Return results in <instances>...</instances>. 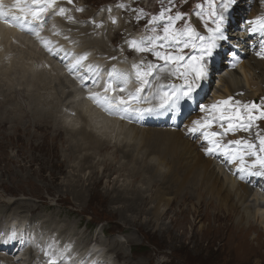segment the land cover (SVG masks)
<instances>
[{
  "label": "rangeland",
  "instance_id": "374dc122",
  "mask_svg": "<svg viewBox=\"0 0 264 264\" xmlns=\"http://www.w3.org/2000/svg\"><path fill=\"white\" fill-rule=\"evenodd\" d=\"M138 1L139 3L132 5V0H72L71 3L68 0H56L54 8L49 9L43 19L47 18L49 13L51 16L41 22V27L46 29L57 28L56 36L58 35L65 46L77 44L79 39L84 42L82 34H85V31L79 28L81 25L96 31L101 30V26L111 17H114L115 21L121 19L124 22L118 40L117 36L113 35L111 39L104 38L106 51L94 46L84 49L91 57L102 58L106 64L121 61V64L117 65H126L130 69L135 65L141 71L147 70L149 65L155 66L153 75L145 77L147 84H142L136 76L132 77L137 81L136 88H142V91L136 92L135 98L138 100H135L134 104L125 106L128 109L132 108L129 113L130 119L124 116L118 120L121 124L123 122L127 124L123 125L125 127L123 131L129 129L128 126L132 127L131 118H140L135 109L141 108L140 100L145 97L147 93L145 90L151 87L158 74L160 77V68L172 69L171 63L166 65L154 52H160L162 55H182L184 60L180 61L181 65L184 62L186 64L190 56L197 55L191 48H184L182 44L176 45L163 39H156L154 44L149 43L154 37H163V27L168 23V17H173L170 28L172 32L179 33L190 26L196 33L206 37L209 34L208 29L214 27L209 15L212 10L209 0H171V3L169 0ZM254 1L243 0L240 14L242 17L253 13ZM125 4L132 5L131 9L126 11L127 14L121 12ZM60 8H64L65 13L56 15L55 12ZM165 9L169 11L165 12L163 19L153 20V17H158ZM176 13L182 14L181 19H175ZM49 17L50 19L53 17L54 26L51 22L48 24ZM68 17H71V20ZM234 19H239V16L232 8L229 20ZM48 35L50 34L46 32V36ZM14 36L12 35L4 45L6 48L0 50L2 62L5 63L8 58H12L13 62L19 64L15 65L18 69L24 68L28 71L30 64H34L36 58L41 56L35 55V52H32L31 56L28 55L27 50L33 46L28 36L22 34L17 35L19 37ZM229 39L231 36L228 35L226 40ZM130 41L142 42L143 47L153 50L137 51L129 46ZM232 43L228 45L223 42L224 48L215 50L218 55L221 54L220 64H216V68L209 72L210 78L204 81V89L208 90L202 98L211 100V95L220 86L221 75H226L223 62L228 58L230 50L232 51ZM44 49L48 50L43 46V51ZM111 53H114V56H109ZM237 57L238 54H233L232 58ZM173 64L177 65L175 62ZM4 67L10 65L0 66V230L10 223L12 237H16L17 229L20 228L23 233L25 230L26 239L23 241L21 238L22 249L19 244L16 246L21 252L14 248L12 253L8 252L6 255L0 248V264H9L11 257L17 264H48L51 254L56 255V261L57 253L60 252L71 253L68 255L72 258L79 257L88 245L96 249L102 248L103 253L113 264H124L126 260L128 264H264V232L261 225L253 223L255 227L249 228L247 232L238 231V227H234L235 218L232 220L226 218L227 214L223 212L224 216L221 209L215 211L217 205L214 201L211 204V201L204 197L203 203L197 204L195 196L192 195L194 190L185 196L182 207L188 210L195 208L197 211L195 214L189 213L185 218L169 214L158 220L157 226H168L170 232L161 234L159 227H153L152 223L147 221L149 216L146 212L151 207L150 202L145 206V214L138 215L135 224L130 222L132 218L130 214L135 213L126 216L121 209L122 197H119L118 202L112 199V195H116L114 192L126 184H130L131 188L143 187L147 195L150 191L146 190L142 176L133 179L131 169L134 164L127 162L123 168L120 167L126 159L120 156V152H116L114 146L101 151L96 156L93 166L89 168L83 166L82 157L85 151L72 153L71 147L75 145V139L68 136L69 131L65 128L68 126L66 121L70 119L73 111L76 112L73 118H77V114L81 112V106L74 101L78 93L65 92L67 87L62 89L61 86H57V80H51L49 87H37V97H31L29 100L21 91V88L25 87L22 78L20 79L18 74L5 73L2 70ZM219 71L221 74L218 77ZM2 93H10L12 99L10 101L3 99ZM45 94H48L49 102L44 101ZM239 96L241 97V94ZM58 97L62 101L58 99L57 105L53 106L52 101ZM122 97L126 99V96ZM258 99L264 105V89ZM63 102L67 103V106ZM71 108L74 110L71 111ZM122 109L123 106H120V111H123ZM48 112H53V117L43 118ZM253 114L258 115V112ZM219 116L220 114L217 115ZM255 126H258V121L253 122L251 129L247 131L254 144L257 140L251 135ZM217 128L221 129L222 125L218 124ZM263 129L264 122L257 129L261 135L264 134ZM25 131H31L35 136H29ZM44 133L47 135L45 138ZM54 135L58 136L54 138ZM120 135L118 141L126 144L125 149L137 147L136 138H129L125 133ZM42 143L44 146H41ZM139 147L133 152V157H141L137 152L140 150ZM109 165L112 166L111 169L120 170L117 172L110 170L108 173L104 167ZM215 213L222 214V218L216 217ZM145 221L148 223L147 228ZM2 232L0 234H4V230ZM79 236L83 240L79 239ZM133 237L134 239L129 240ZM115 238L121 241L124 248L122 256H116L112 249L109 250V244L106 245L109 241L110 244L116 243ZM56 249L58 251L54 253ZM58 261L57 264H60Z\"/></svg>",
  "mask_w": 264,
  "mask_h": 264
},
{
  "label": "bare ground",
  "instance_id": "6f19581e",
  "mask_svg": "<svg viewBox=\"0 0 264 264\" xmlns=\"http://www.w3.org/2000/svg\"><path fill=\"white\" fill-rule=\"evenodd\" d=\"M135 3H139V1L132 0V5ZM0 4L4 5L6 11L9 8L15 11L13 8L14 0H0ZM132 5L123 6L121 12L127 14L126 11H129ZM253 7L255 8L253 13L242 17L240 14L242 13L243 0H236L233 9L239 16V19H234L232 21L229 20L228 17L224 30L225 39L218 42L219 46L216 50L224 48L225 45H222L223 42L228 43V45L233 42L231 46L232 51L230 50V52H235V54H238V57L237 59L232 58L233 54L230 52L227 55L228 58L223 62L225 63L223 69L226 75H221V84L211 95V100L202 98L204 93L208 90L204 89L203 82L201 87L193 94L191 100H182L180 102L178 111L167 107H160L161 97L164 92L169 90V86H179L183 83L177 75H170L167 71L168 68L165 67L164 72L160 71V77L158 74L157 77L159 78L156 77L151 83V87L145 90L147 93L145 97L140 100L141 108L136 107L135 109V113H137L140 118H131L133 119L132 127L128 126L129 129L126 128V131H123V129H125L123 125L125 126L127 124L118 122L119 119L124 117L120 115L119 109L112 107L111 110H109L108 105H98L90 96L93 93H97L100 96L107 95L114 100H118L122 96H126L125 100H128L130 95L134 97L137 96L136 86L138 85H135L137 81L133 79L136 76V69L134 67L130 69L126 65H117V61L106 64L103 62L102 58H96L95 56L91 57L88 51L84 50L94 46L101 49V51H106L107 48L104 38L110 37L111 39L113 35L115 37L117 36L116 40H118V37H120L122 33L121 29L124 27V22H122L121 19L113 23V19L115 18L111 17L108 22L101 26V30L96 31L81 25L79 28L85 31V34H82L84 42L79 39V43H74L71 46L62 44V41L57 37L58 35L56 36L58 33L57 28L54 29L50 26L51 28L47 27L46 29L45 27H41L40 23V27L38 26L39 29H37L39 36H37L34 34H25L21 32L20 28L9 26L0 21V50L6 48H4V45L7 44V41L12 35H15L14 37H19L17 35L22 34L28 36L31 40V45H33L32 48L30 47L31 45H29L31 49L27 50L28 55L31 56L32 52H35V55L41 56L36 58L37 61L34 62V64H30L27 71V69L24 68L18 69L15 65L19 64L13 62L11 60L12 58H8V61L5 63L2 62L0 54V66L10 65V67H4L2 70L8 74H18L20 79L22 78L25 87L23 86L21 91L24 93L23 96L28 97L29 100L31 97H37V87L45 86L47 88L51 80H57V86H61L62 89L67 87L65 92L70 91L69 93H78L74 101L81 106V112L77 114V118H73V114L76 113L73 111L72 116H69L70 119L66 121L68 126L65 128L69 131L68 136L75 139V145L71 147L72 153L76 151H85L82 157L84 161L83 166L86 165V168H89L93 166L96 156L99 155L101 151L114 146L116 147V152H120V156L126 159L120 167L123 168L124 164L127 162L134 164V167L131 169L133 179L135 180L142 176V181L146 184L145 188L150 191V194H145L143 187L131 188L130 184H126L120 187L121 189L119 188L116 190L117 192H114L116 195H112V199L118 202L119 197H122L121 201L123 202H121V209L126 216H128L129 213H135V215L130 214L133 218H130V222H133V224H135V219L138 215L141 216L145 214V206L150 202L151 207L148 212H146L149 216L147 221L152 223L153 227H159L161 234L170 232L168 226H157L158 220L169 214H177V216L180 215L183 218L187 217L189 213L195 214L197 212L195 208H192L194 210H188L182 207L183 199L186 198L185 196L192 193V190H194V194L192 193V195L195 196L197 204L203 203L204 197H207L206 199H209L211 204H213L212 202L214 201L217 205L215 211L221 209L223 215L224 213L227 214L226 218L231 220L235 218L236 225L234 227H238V231L245 230L247 232L249 228L255 227L253 223H258L261 225L264 232V176L261 177L260 185L262 184V186H260V188L255 187L256 181H258V177L260 176H255L257 179L253 183L248 180L251 176L246 173L245 178L241 179V173L238 171V168L241 166L239 159L235 160L233 163H228L222 151L206 154L205 149L211 145L204 139L203 131L194 134H190L187 131V129L192 126L193 120L203 118L204 120L212 121V126L206 130L208 132L214 131L221 134L214 139L219 140L224 145H226L227 141L241 139H248L252 142L250 140V134L247 131L228 132L226 135L224 132L229 123L227 117H235L234 109L236 107V100L242 101L245 104L256 103L257 105L264 106L258 99L259 94L262 93V89H264V58L257 55V52L261 51L264 35H261L259 30L253 32L251 30L253 26L249 24V21H254L257 17L264 16V4L261 3V0H255L253 2ZM49 15L50 13L48 16ZM47 18L44 19L46 20ZM44 19H42V21H44ZM52 20L53 17L51 19L49 17L48 24L51 22L54 26L55 22ZM69 28L71 27L69 26ZM46 32L50 35L46 36ZM123 34L124 36L126 35V33ZM228 35L231 36V39L226 40ZM45 40L50 41L49 47L52 48V52L46 51L45 49L43 51V41ZM53 53H55V55ZM83 55H87V59L68 72L67 68L74 65L75 61ZM109 56H114V53H111ZM220 57L221 54L218 55L215 52L210 63L209 72H212V69L216 68V64H220ZM120 62L118 64H121ZM173 63H171L172 65L170 66L172 69H175L177 65ZM183 64H185V62ZM109 73H112V75L110 76ZM220 74L221 71L218 72L217 76L219 77ZM208 78H210V73ZM206 81L207 79L205 82ZM109 84H111L112 87L105 93L104 89ZM121 89H123V91H121ZM240 94L241 97L239 96ZM2 96L3 99L9 101L12 99L10 93H2ZM229 97H232V101H230L228 105L218 104L219 101L227 100ZM136 98L132 101L130 100L128 104H134L135 100H138ZM58 99L60 98L58 97L52 101L53 106L57 105ZM44 101L49 102L48 94L44 95ZM63 104L67 106V103L63 102ZM200 104L217 105V107L216 109L210 108L207 112H201L199 109ZM122 106L125 108L126 105ZM188 106H192L194 109L186 114L184 108ZM113 108H115L114 111ZM148 109H152V111L149 112L147 111ZM72 110H74V108H71V111ZM218 114H220L219 117H217ZM183 116H185L184 120L181 121L179 117ZM50 117H53V112H48L47 115H43V118ZM80 118L81 120L79 121ZM262 122H264V120H258V126L261 127ZM233 123H235L234 119ZM218 124L222 125L221 129L217 128ZM120 125H122V127ZM258 126L253 127L254 130L251 135L257 141V133H259V130H257ZM122 133H125V136H129V138H136L139 143H137L136 146H140V150L137 152L141 154V157H133V152H135L137 147L125 149L124 146H126V144L118 141ZM25 134L32 137L35 136L31 131H25ZM58 135H60V133H58ZM58 135H54V138ZM259 135L264 136V134L261 135L260 133ZM43 137L45 138L47 135L44 133ZM54 138H52V140ZM113 141H118L119 143H113ZM43 143L41 146H44ZM234 147L241 148L242 146L226 145L228 149H235ZM240 154H243V152ZM260 155H264V153ZM248 157L249 156L246 155L244 156V162L246 164H251L255 160V157H251V160ZM111 167L112 166L109 165L104 167V169L107 170L108 173L120 170V168L111 169ZM137 173L138 175L136 176ZM236 173L238 174L236 175ZM8 202L12 201L8 200ZM191 205H193V203ZM207 206L206 204L205 209L208 208ZM175 208L177 209L175 210ZM222 214L215 213L216 217L220 216L221 218ZM130 215L129 217H131ZM147 221L144 222L146 228L148 224ZM8 224V227L6 226L7 228L4 227L2 229L4 230V234L0 235V248L2 249V253L6 255H8V252L12 253V250L16 248L17 244H19L20 247L22 246L21 238H23V241L26 239L25 230L23 233L22 230H19L20 228L17 229L16 237H12L11 225L10 223ZM2 230H0V233ZM65 230H67V228ZM19 239H21V241ZM79 239L83 240L80 236ZM132 239H134V237L129 240ZM115 240L116 243L110 244L111 241H109L106 245L109 244V250L112 249L116 256H122L124 248L121 245V241L117 238H115ZM5 244H7L8 247H3ZM110 245H112V247H110ZM87 247H91V251L86 257L74 256V258H72V256L68 255L71 253L68 252V254H64L60 252L57 253V261L59 260L60 264L61 261L63 264H74V260L78 258L80 264H84V262L88 264L89 261L91 264H113L112 260H108L109 257L103 252L98 258L91 255L94 251L100 253L102 248L100 249L97 247L96 249L92 245H88ZM21 249L18 248L17 252H21ZM57 251L58 249H56L54 253ZM50 256L55 259L56 255L51 254ZM100 257H102V259H99ZM25 260L27 261V258ZM28 262H30V259H28ZM127 262V260L124 261V264H128ZM9 264L17 263L15 259L11 257Z\"/></svg>",
  "mask_w": 264,
  "mask_h": 264
},
{
  "label": "snow or ice",
  "instance_id": "6c2138e0",
  "mask_svg": "<svg viewBox=\"0 0 264 264\" xmlns=\"http://www.w3.org/2000/svg\"><path fill=\"white\" fill-rule=\"evenodd\" d=\"M68 2L71 3L72 0H68ZM235 2L236 0H209L212 9L209 15L214 27L208 29L209 34L206 37L196 33L190 26L181 30L179 33L170 31L173 17L169 16L168 23L163 27V37H154L149 41V43L154 44L156 39H163L176 45L182 44L184 48H191L197 53V55L190 56L186 64L181 65L180 61L184 60V56L182 55H162L160 52H154L158 58L165 61L166 65L175 62L177 67L175 69H168L169 74L177 75L178 78L183 81L179 86H169V90L164 92L161 97L160 107H167L178 111L180 102L182 100H191L193 94L208 78L211 60L215 54V50L219 46L218 42L225 39V24ZM169 3H171V0H169ZM261 3L264 4V0H261ZM55 4L56 0H31L30 3L29 0H14L13 8L15 11H13L12 8H9L6 11L4 5L0 4V21L9 26L18 27L23 31H29L39 36L38 30L33 28L32 25L34 23L39 25L42 22L44 15L48 13L49 9L54 8ZM33 5L36 7H33ZM79 10L80 9H77V11ZM166 11H169V9L162 10L158 17H153V20L163 19ZM64 13V8H60L58 12H55L56 15H63ZM181 17V13H176V20L181 19ZM68 19L71 20V17H68ZM113 23H115V20H113ZM249 24L253 26L251 28L253 32L259 30L261 35H264V16L257 17L254 21H249ZM43 43L48 51L52 52V48L49 47L50 41L45 40ZM129 46L134 47L137 51L153 50L143 47L142 42L137 41H130ZM162 46L163 45H161V47ZM53 54L55 55V53ZM257 55L264 58V42H262L261 51L257 52ZM86 59L87 55L80 56L75 61V64L70 66V70L77 65H80L81 62ZM134 67L136 68L137 78L141 80L142 84H147L148 81L145 77L153 75V69L155 66L149 65L148 69L145 71H141L138 66L134 65ZM160 71L164 72L165 68L161 67ZM109 75L111 76L112 73H109ZM111 87V84L107 85L104 89L105 93H107ZM121 91H123V89H121ZM141 91L142 88L136 89L137 93ZM90 98L98 105H108L109 110H111L112 107L120 109V106L127 105L129 101L135 97L130 95L128 100H125L123 97L114 100L107 95L100 96L97 93H93ZM230 101H232V97H229L224 101H219L218 104L228 105ZM235 105V117H227L229 123L228 127L225 129V135L228 132L249 131L254 121L264 120V106L257 105L256 103L245 104L239 100L235 101ZM216 107L217 105H199L201 112H207L210 108L216 109ZM241 110H243V115H241ZM123 111H128V108H123ZM147 111L150 112L152 109H148ZM254 112H259V115H254ZM233 119L235 120V123H233ZM211 126L212 121L204 120L202 118L193 120L192 126L189 127L187 131L190 134L203 131L204 139L208 141L209 145H211L205 149L206 154H213L217 151H222V154L225 156L228 163H233L235 160L239 159L241 166L238 168V171L241 173V179L245 178V173L250 176H264V155H260V153H264V136H260L259 133H257L259 151H257V145L250 142L248 139L227 141L226 145L242 146L237 149H228L226 148V145L222 144L219 140L214 139L221 134L214 131L208 132L206 130ZM241 152H243V154H240ZM245 155L255 157V160L251 164H246L244 162ZM48 264H57V261L50 258ZM61 264H63L62 261Z\"/></svg>",
  "mask_w": 264,
  "mask_h": 264
}]
</instances>
